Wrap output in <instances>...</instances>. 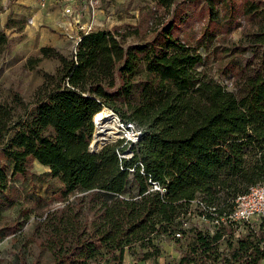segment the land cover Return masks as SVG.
Listing matches in <instances>:
<instances>
[{"label": "trees", "instance_id": "trees-1", "mask_svg": "<svg viewBox=\"0 0 264 264\" xmlns=\"http://www.w3.org/2000/svg\"><path fill=\"white\" fill-rule=\"evenodd\" d=\"M152 1L168 19L154 23L143 43L125 48L117 30H98L80 35L69 58L39 49L59 65L33 102L14 95L0 103V153L10 163L9 174L0 168V192L26 178L35 162L59 180L63 207L39 222L37 241L51 264H122L126 255L157 263L164 243L179 250L176 261L164 264H259L264 220L254 230L243 223L214 226L192 201L220 218L236 197L264 182V0H242L251 32L240 51L258 57L234 90L199 70L198 52L232 30L231 0H204L205 15L189 14L175 0ZM196 20H202L198 41L182 35ZM7 46L0 28V54ZM38 62L28 60L31 68ZM105 109L140 130L136 143L119 140L91 152ZM97 132L107 139L99 125ZM126 149L130 157L120 158ZM192 217L212 229L199 230Z\"/></svg>", "mask_w": 264, "mask_h": 264}, {"label": "rangeland", "instance_id": "rangeland-1", "mask_svg": "<svg viewBox=\"0 0 264 264\" xmlns=\"http://www.w3.org/2000/svg\"><path fill=\"white\" fill-rule=\"evenodd\" d=\"M12 1L14 0H6V4L0 7V28L8 37V46L0 54V103H11L13 96L17 95L24 104H29L34 101L45 75H53L59 65L55 57L41 58L39 49L49 47L62 57L69 58L75 53L79 30L70 18L60 14L55 20L65 26L61 29L49 27L44 21L29 24L30 18L11 22L7 11ZM175 1L183 4L189 14L196 12L195 15H200L202 11L205 15L204 0ZM231 5L232 30L228 34L217 36L207 50L198 47V52L204 59L199 70L228 90L236 89L237 83L245 76L243 74L252 75L251 71H254L258 57V54L251 50L240 51L241 47L247 46L246 35L251 29L242 17V0H231ZM96 19L93 31L117 30L123 35L121 41L127 48L148 40L154 23L165 22L168 17L164 16L152 0H100ZM80 20L82 24L87 23L88 15L85 11L81 13ZM201 22L202 20H196L182 35L189 32L190 36L198 41ZM193 44L196 45L195 42ZM31 58L39 59L33 68L28 63ZM94 133V142L99 140L97 146L107 141L96 130ZM117 141L119 138L115 142L102 143L101 147ZM125 151L121 155H129L127 149ZM0 168L9 174L10 163L2 158L1 153ZM61 187L59 180L50 175L47 167L35 162L26 178L13 179L10 189L4 193L0 192V264H51L49 254L40 249L37 242L42 233L39 222L47 213L63 207L64 201L59 195ZM189 221L201 231L212 229L209 224L196 218L192 217ZM260 221L261 219H254L250 227L254 230ZM261 223L264 231V222ZM241 230L245 234L247 229ZM190 237L188 232L180 243L185 245L190 241ZM162 249L163 255L158 258L157 263L153 260L137 263L126 255L122 264H164L173 263L179 258V250L174 243H164ZM211 264H220V260Z\"/></svg>", "mask_w": 264, "mask_h": 264}, {"label": "built area", "instance_id": "built-area-1", "mask_svg": "<svg viewBox=\"0 0 264 264\" xmlns=\"http://www.w3.org/2000/svg\"><path fill=\"white\" fill-rule=\"evenodd\" d=\"M47 5H54L60 8L62 14L70 18L74 26L78 28V38L75 42V45H77L80 41V35H87L93 31L99 12L100 0H39V6L41 8H44ZM84 11L88 15V20L87 23L82 24L80 15ZM28 23H31V21H28ZM116 118L119 122L121 134L119 140H122L123 143L127 145L136 143L140 136V130L132 124H123L117 116ZM128 157H130V154L127 156L120 155V158ZM153 190H159V188L156 185H153ZM192 202L198 209L201 211H207L213 216L210 221L211 225L218 226L224 223H243L250 226L254 219L264 220V182L249 187L244 194L236 197L232 210L227 215L220 218L216 217L215 214H212L215 210L214 208L207 207L199 199ZM203 217L204 216H200L201 219H203ZM184 226H186V224H184ZM238 231L239 230L235 232V237L239 235ZM175 237L181 238V235L178 233ZM259 264H264V259H261Z\"/></svg>", "mask_w": 264, "mask_h": 264}, {"label": "crops", "instance_id": "crops-1", "mask_svg": "<svg viewBox=\"0 0 264 264\" xmlns=\"http://www.w3.org/2000/svg\"><path fill=\"white\" fill-rule=\"evenodd\" d=\"M5 4L6 0H0V7L4 6ZM7 14L9 15V21L11 22L19 19L22 20L23 18H30L28 21H31V23L29 24H33V22L39 24L41 21H44L50 25L49 27L54 26L59 27L60 29L65 28L62 23H58L55 20L59 14L64 16L61 12V9L54 5H47L46 7L41 8L39 6V0H14L7 11ZM9 27L12 26L9 25Z\"/></svg>", "mask_w": 264, "mask_h": 264}, {"label": "bare ground", "instance_id": "bare-ground-1", "mask_svg": "<svg viewBox=\"0 0 264 264\" xmlns=\"http://www.w3.org/2000/svg\"><path fill=\"white\" fill-rule=\"evenodd\" d=\"M98 125L103 135L108 139L106 142H102V143L115 142L121 135L119 122L117 121V118L113 114V112L108 109H105L104 112L103 113L101 112L100 115L98 116L96 122V129H95L96 131ZM94 139H95V133H93V137L91 140V147L93 150H97L101 147L102 143H100V145L97 146L99 140H96L94 142Z\"/></svg>", "mask_w": 264, "mask_h": 264}, {"label": "water", "instance_id": "water-1", "mask_svg": "<svg viewBox=\"0 0 264 264\" xmlns=\"http://www.w3.org/2000/svg\"><path fill=\"white\" fill-rule=\"evenodd\" d=\"M93 123H94V117H93ZM94 125H95V124H94ZM92 137H93V136H92ZM105 145H107V144H105ZM105 145H103L102 147H100V148L97 149V150H93L92 147H91V143H90L89 148H90L91 152L96 153L98 150H100L101 148H103Z\"/></svg>", "mask_w": 264, "mask_h": 264}]
</instances>
